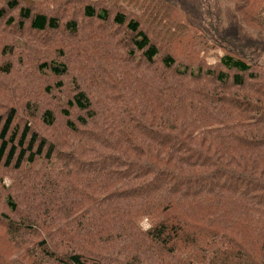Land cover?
<instances>
[{"label":"trees","instance_id":"trees-1","mask_svg":"<svg viewBox=\"0 0 264 264\" xmlns=\"http://www.w3.org/2000/svg\"><path fill=\"white\" fill-rule=\"evenodd\" d=\"M18 71L0 264H264V0H0Z\"/></svg>","mask_w":264,"mask_h":264},{"label":"rangeland","instance_id":"rangeland-1","mask_svg":"<svg viewBox=\"0 0 264 264\" xmlns=\"http://www.w3.org/2000/svg\"><path fill=\"white\" fill-rule=\"evenodd\" d=\"M73 12H76V9H73ZM22 39V37H20ZM41 38V37H40ZM28 36H24L23 37V42L20 41V44H26V42L30 43V39ZM78 41V40H77ZM42 42L45 43L46 46H48V43L51 44H62V45H66V53L71 52L73 50L72 46L70 47L69 45L74 44V42H76V39H72V38H68L67 40L63 37H60L58 35H55L53 37V39L49 40V37L42 40ZM39 44V43H38ZM30 47H33L34 44H29ZM17 54V53H16ZM27 60L28 57L26 58V60H24V65L26 67V69H28L31 66V62H28ZM209 61L213 62L215 61V59L213 57L208 58ZM23 64V63H22ZM19 69V67H18ZM24 76L23 72L20 74V72H13V74H11V76H3L0 74V113L4 111L3 106L4 105H12L14 99H17V105H18V111L20 115L25 116L26 112L24 111V105L26 102L30 101L31 103L36 102V99L39 97L38 92L37 91H32L28 88V86H26V83L24 81H18V76L21 78L26 79V77H22ZM43 81V79L41 80ZM28 82V81H27ZM7 89H10L13 93L8 92ZM20 99V100H19ZM61 122V121H59ZM62 124H58V127L56 128L57 131H60V127ZM52 132L54 131V129L51 130ZM2 176L4 178V186L6 188L9 187H14L15 185H13V180L12 177H10V175L7 172H2ZM3 194L2 190L0 189V196ZM14 196H16V191L14 192ZM1 200V199H0ZM3 210V208H1ZM3 211H0V213ZM2 224L0 225V248L1 249H7L8 250V254H13V258H17L18 256H21V254H23L24 252L28 251L29 248H31V242L32 240L26 239V243L22 244V245H18L13 246L12 244H10L9 240H8V236L6 235L4 229L1 227ZM142 229L143 230H147L150 227V222L148 220H144L141 224ZM35 240V239H34ZM28 244V246H27ZM19 248V249H16ZM25 254V253H24ZM29 254V252H28ZM40 255V254H39ZM24 261H33L35 264H54L51 262H47V260L45 259H40V258H36L33 257L32 258V254H29V257L27 259H25ZM45 261V262H42ZM28 263V262H27Z\"/></svg>","mask_w":264,"mask_h":264}]
</instances>
